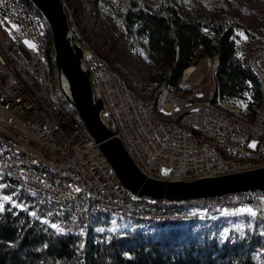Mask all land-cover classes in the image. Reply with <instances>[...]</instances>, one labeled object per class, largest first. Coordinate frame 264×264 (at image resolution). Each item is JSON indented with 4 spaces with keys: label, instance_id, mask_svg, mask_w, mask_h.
I'll return each instance as SVG.
<instances>
[{
    "label": "built area",
    "instance_id": "1",
    "mask_svg": "<svg viewBox=\"0 0 264 264\" xmlns=\"http://www.w3.org/2000/svg\"><path fill=\"white\" fill-rule=\"evenodd\" d=\"M69 27L76 39L74 24ZM80 45L92 93L104 104L102 119L147 178L188 182L264 166V46L250 60L258 88L247 82L241 96L227 98L217 83L207 96L192 92L189 79L172 88L161 69L117 66L102 54L106 46ZM50 48V26L33 3L0 0V177L15 191L49 208L74 232L89 221H104L114 232L118 224L183 227L233 214L222 208L211 216L205 207L193 209L201 202L152 200L125 189L64 99L52 51L51 65L46 61ZM176 107L178 114L163 113ZM243 195L245 209L256 216L257 201L264 214V193Z\"/></svg>",
    "mask_w": 264,
    "mask_h": 264
},
{
    "label": "trees",
    "instance_id": "2",
    "mask_svg": "<svg viewBox=\"0 0 264 264\" xmlns=\"http://www.w3.org/2000/svg\"><path fill=\"white\" fill-rule=\"evenodd\" d=\"M117 1V25L127 45L135 50L143 40L152 67L162 70L161 79L170 87H177L183 72L200 60L216 56L219 95L237 98L247 82L258 88L250 60L262 47L264 10L239 0H206L211 16L189 21L171 0ZM69 6L64 3L69 21L79 26L81 15ZM240 12H254L261 27L243 23ZM51 51L45 54L50 65ZM1 179L0 195L9 199L0 210V264H264V214L257 201L252 230L242 237L230 234L225 241L216 235L212 222L183 227L137 224L143 228L155 225V233L150 234L132 228L108 232L106 222L89 221L74 232L69 225L58 223L49 208L38 206ZM245 202L244 195H235L204 205L235 210ZM43 216H49L56 229L42 221Z\"/></svg>",
    "mask_w": 264,
    "mask_h": 264
},
{
    "label": "water",
    "instance_id": "3",
    "mask_svg": "<svg viewBox=\"0 0 264 264\" xmlns=\"http://www.w3.org/2000/svg\"><path fill=\"white\" fill-rule=\"evenodd\" d=\"M45 16L52 39V61L64 99L74 105L88 136L98 145L118 182L133 195L152 200L210 203L247 193H264V166L224 176L192 181H161L147 178L115 136L112 125L102 119L104 104L92 93L87 55L70 30L62 0H29Z\"/></svg>",
    "mask_w": 264,
    "mask_h": 264
},
{
    "label": "rangeland",
    "instance_id": "4",
    "mask_svg": "<svg viewBox=\"0 0 264 264\" xmlns=\"http://www.w3.org/2000/svg\"><path fill=\"white\" fill-rule=\"evenodd\" d=\"M149 1V0H147ZM174 6L177 7L180 15L186 20H192L193 18L199 17H210L211 12L208 7L206 0H171ZM244 5L250 8H256L258 10H264V0H239ZM80 2V6L77 5ZM64 5L67 4L69 8H76L78 13L81 15L79 26L75 27V34L77 43L86 44L93 50H98L102 46H106L107 49L102 51V54L113 60L118 66L122 64H130L132 68L139 69L151 67L152 65L147 58L145 43L141 40L135 50H131L127 45L125 39L120 33L117 25V19L120 17V5L117 0H62ZM67 12V11H66ZM239 17L243 23L250 24L252 26L261 27L260 21L258 20L254 12H240ZM80 40L81 42H79ZM262 46H264V35L260 36ZM27 46L32 44L31 41H24ZM81 46V45H80ZM214 57H205L198 62L195 68H201L197 73L192 75L191 81L194 82L190 85L195 91L207 96L214 88L216 82V71L213 70ZM204 64V65H203ZM154 68V67H153ZM182 77V76H181ZM187 82V80H186ZM181 83V80H180ZM199 83V85H198ZM191 93V92H190ZM180 96V94H177ZM180 112L179 107L175 109L164 108L163 113L169 116L178 114ZM257 143L256 139H251L249 145L254 147ZM3 186L2 179L0 177V188ZM5 196L0 195V204L8 201L4 199ZM245 204L240 205L237 209L232 210L231 215H222L220 217L212 218L210 220L204 219V221L196 223L194 226L210 225L214 224L216 235L221 240L228 238L230 234L235 236H243L246 231H251L255 216L249 212ZM12 206H16L12 203ZM264 207V204L262 203ZM205 207L210 215H215L217 210L222 208H214L212 205H195L193 209L201 210ZM228 210V209H227ZM36 212V210H34ZM45 214V213H44ZM217 219V220H216ZM42 221H47V224L52 227L54 224L51 222L49 216L41 217ZM134 227L130 224H118L115 228L116 232H124L125 230H132L154 234L156 226L152 225L147 228ZM54 228V227H52ZM209 227L205 228L208 230ZM56 229V228H54ZM60 232H64L62 228H59ZM114 231V232H115Z\"/></svg>",
    "mask_w": 264,
    "mask_h": 264
},
{
    "label": "bare ground",
    "instance_id": "5",
    "mask_svg": "<svg viewBox=\"0 0 264 264\" xmlns=\"http://www.w3.org/2000/svg\"><path fill=\"white\" fill-rule=\"evenodd\" d=\"M213 63H214V61H213ZM200 69L199 68H195V67H191L188 70H186L185 72H183L182 77H181L180 85L184 86L186 84V80H188V79L191 80L192 79V75L197 73Z\"/></svg>",
    "mask_w": 264,
    "mask_h": 264
},
{
    "label": "snow or ice",
    "instance_id": "6",
    "mask_svg": "<svg viewBox=\"0 0 264 264\" xmlns=\"http://www.w3.org/2000/svg\"><path fill=\"white\" fill-rule=\"evenodd\" d=\"M165 174H166V173H165ZM77 191H79V190L77 189ZM4 199H5V200H8L9 197H4ZM17 206H19V205H17ZM2 209H3V205L0 204V210H2ZM249 211H250V210H249ZM33 215H35V213H33ZM253 215H254V213H253ZM44 222L47 223V221H44ZM52 227L56 228L57 226H56L55 224H53ZM57 230L59 231L60 229H57Z\"/></svg>",
    "mask_w": 264,
    "mask_h": 264
}]
</instances>
